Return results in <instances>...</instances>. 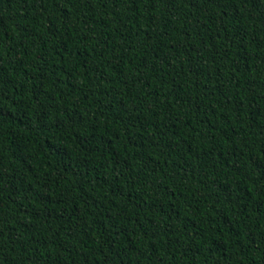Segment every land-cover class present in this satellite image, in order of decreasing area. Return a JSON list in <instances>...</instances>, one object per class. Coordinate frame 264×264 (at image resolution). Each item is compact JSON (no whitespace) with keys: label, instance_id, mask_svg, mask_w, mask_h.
Wrapping results in <instances>:
<instances>
[{"label":"trees","instance_id":"1","mask_svg":"<svg viewBox=\"0 0 264 264\" xmlns=\"http://www.w3.org/2000/svg\"><path fill=\"white\" fill-rule=\"evenodd\" d=\"M0 264H264V0H0Z\"/></svg>","mask_w":264,"mask_h":264}]
</instances>
